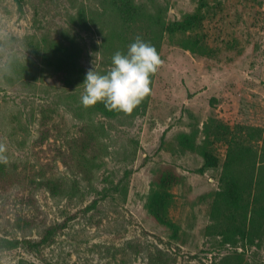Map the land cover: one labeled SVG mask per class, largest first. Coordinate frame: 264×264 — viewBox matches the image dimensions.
<instances>
[{
	"label": "rangeland",
	"instance_id": "374dc122",
	"mask_svg": "<svg viewBox=\"0 0 264 264\" xmlns=\"http://www.w3.org/2000/svg\"><path fill=\"white\" fill-rule=\"evenodd\" d=\"M135 1L155 19L162 9L166 28L126 22L120 39L104 0H0V264H264V0ZM137 36L161 59L149 93L131 112L87 107L102 143L92 173L32 194L28 166L56 153L38 143L41 111L54 114L67 160L66 139L88 119L82 81L48 65L46 40L103 73ZM234 140L251 147L243 181L262 182L244 185L247 205L232 218L216 193ZM207 151L219 163L201 170ZM238 226L245 235L225 242L221 229Z\"/></svg>",
	"mask_w": 264,
	"mask_h": 264
},
{
	"label": "trees",
	"instance_id": "16d2710c",
	"mask_svg": "<svg viewBox=\"0 0 264 264\" xmlns=\"http://www.w3.org/2000/svg\"><path fill=\"white\" fill-rule=\"evenodd\" d=\"M20 1V0H18ZM105 12L110 11V14L114 17L115 24L110 31L111 37H114V34L119 36L120 39L124 38L122 36L123 30H126V22L130 24H135L139 21H144L145 19L153 20L155 19V13L149 12V9L144 3H138L135 0H104ZM162 9H158L156 13L158 17L155 19V25L164 27V23L161 20L160 13ZM82 16L84 17V11ZM182 28H186L187 23L185 21L180 23ZM49 49L48 53L44 55L48 60V65H54L56 72H61L66 75L65 79L69 80L70 78H78L83 82L87 70L79 62L77 54L65 44L61 42H55L46 40ZM32 66L28 65V69ZM95 108L101 110L103 113H115L120 112L117 109H111L105 107L102 102H98L95 105L89 106V109ZM87 107L85 108L88 119L79 126L76 134L72 136H67L66 145L70 148V160H67V152L65 147L58 143V134L54 133L55 122L50 123L51 119L53 120L54 114H50V111L43 109L41 111L39 119V131L40 138L38 139L39 144L46 143L49 145L50 152L55 151L56 153L50 155V158L47 161L40 160V166L37 167L34 164L25 165L28 166L31 170V174L28 179V186L30 187V192L33 194V190L47 189L52 194H61L67 188V179L72 181L69 183V186L78 185V177H88L93 170L94 165L96 164V157L99 155L101 150V141H100V128L94 124L92 121V112ZM54 113V112H53ZM91 113V114H90ZM91 119H90V118ZM247 130L251 137L255 135L261 136L262 128L256 126H241V130ZM54 138V140H51ZM44 152V150H42ZM251 153V147L246 145L243 141H231L228 148L227 157L223 164L224 175L222 178L221 188L216 193V201L225 202L228 206L229 212H232L230 217H234L232 209H245L246 203L244 200V185L254 186V184L261 185V180L254 181V175L251 174V179L243 181V169L239 165L243 163L246 155ZM41 159V155L38 154ZM205 162L201 170L207 167L217 166L219 163V158L212 152L203 153ZM58 159H60L63 165L67 168V171L73 176L58 174ZM2 165H5L4 161L0 160V177L3 175L1 172L4 171ZM19 166V164H18ZM17 165L14 166V173L17 172ZM244 166V165H242ZM11 168L13 166L11 165ZM247 170H251V161L247 163ZM48 169L50 171H48ZM173 182L177 180V177L172 175H167L162 178V182L170 180ZM258 183V184H257ZM124 187V186H123ZM122 187V188H123ZM72 188V187H71ZM124 190V189H123ZM126 193V192H125ZM33 200V199H30ZM97 201L91 204L92 207H96ZM242 216V215H241ZM229 217V216H227ZM235 230L230 231L229 229L222 228L220 234L224 235L225 242L231 243L234 240L236 234L245 235V229L242 226L234 227ZM46 239L43 238L41 242H46ZM1 244V243H0Z\"/></svg>",
	"mask_w": 264,
	"mask_h": 264
},
{
	"label": "clouds",
	"instance_id": "9594fccd",
	"mask_svg": "<svg viewBox=\"0 0 264 264\" xmlns=\"http://www.w3.org/2000/svg\"><path fill=\"white\" fill-rule=\"evenodd\" d=\"M160 64L155 46L137 36L126 51L118 50L112 55L105 72L95 68L86 72L80 102L84 107L102 102L105 107L131 112L149 93L151 76ZM3 152L0 145V160L6 159Z\"/></svg>",
	"mask_w": 264,
	"mask_h": 264
}]
</instances>
